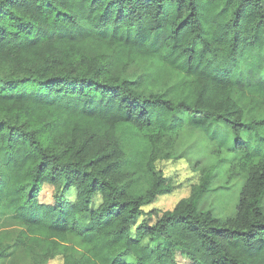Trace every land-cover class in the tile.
Instances as JSON below:
<instances>
[{
  "label": "trees",
  "instance_id": "obj_1",
  "mask_svg": "<svg viewBox=\"0 0 264 264\" xmlns=\"http://www.w3.org/2000/svg\"><path fill=\"white\" fill-rule=\"evenodd\" d=\"M182 111L226 124L235 156L216 146L188 195L145 212L174 188L156 162ZM0 143V214L24 224L0 261L264 264V0H0ZM218 176L241 180L225 219L197 208ZM70 233L92 242L77 255Z\"/></svg>",
  "mask_w": 264,
  "mask_h": 264
},
{
  "label": "rangeland",
  "instance_id": "obj_2",
  "mask_svg": "<svg viewBox=\"0 0 264 264\" xmlns=\"http://www.w3.org/2000/svg\"><path fill=\"white\" fill-rule=\"evenodd\" d=\"M179 115L184 120L185 128L179 135L175 144L174 155L170 159L159 160L156 162V168L159 169L165 177L172 183L174 188L167 193L158 194L155 199L144 206L147 212L154 208L158 214L164 210L172 209L175 203L183 196L189 194L191 186L199 181L200 167L202 165L212 164L216 161V156L212 154V149L216 146L231 147L232 152L229 158L235 156L234 139L230 128L223 122L206 121L192 114L182 111ZM219 125V126H218ZM221 125V126H220ZM224 126L227 127L225 129ZM0 155L4 157L5 151L0 143ZM241 180L235 178L229 183H224L220 177H216L209 185L206 193L198 200V210H210L216 217L225 219L230 216L238 202V192L240 190ZM75 190L71 189L65 197L73 199ZM40 200L43 202L54 201V191L51 185L45 184L40 193ZM101 201V195L94 196L93 205ZM140 215L138 221L144 218ZM156 216H150L149 221L153 222ZM24 226L22 221L12 210H4L0 214V239L13 242L17 232ZM133 233V228L131 229ZM91 234V233H90ZM78 236L74 233L69 234V249L79 255L90 244L92 235ZM94 234V233H92ZM147 240L144 239V243ZM175 259L179 264H189L187 257L181 252H175ZM128 261H133L128 256ZM29 260L24 248L15 245L10 252L5 255L0 264H28ZM62 256L57 255L52 258L48 264H61Z\"/></svg>",
  "mask_w": 264,
  "mask_h": 264
}]
</instances>
